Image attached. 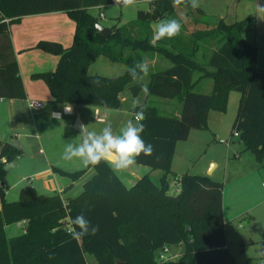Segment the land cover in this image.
<instances>
[{
  "label": "trees",
  "instance_id": "obj_1",
  "mask_svg": "<svg viewBox=\"0 0 264 264\" xmlns=\"http://www.w3.org/2000/svg\"><path fill=\"white\" fill-rule=\"evenodd\" d=\"M139 1L150 3L149 11L138 12L133 25L142 37L115 26L104 38L95 31L98 20L89 10L114 5V0H0V100L26 99L9 26L24 17L64 13L75 25L71 46L39 42L36 49L56 56L58 62L53 72L32 75L44 82L55 104L96 108L106 104L108 109H120V95L127 87L133 97L142 92V83L131 85L137 80L131 79L127 69L151 53L171 66L149 75L147 97L176 100L181 105L178 116L168 117L143 103L142 136L154 150L151 156L137 158L135 164L147 167L149 173L130 188L104 162L75 172L52 167L53 174L71 184L50 196L27 186L17 201L7 202V185L0 186V264H87V256L96 264H234L225 243L223 185L207 176L186 173L178 179L180 192L171 197L167 178L172 174L177 144L186 141L192 131L207 130L209 113L224 112L233 90L240 100L231 134L238 135L242 153H250L259 169L264 168V70L257 69V47L243 39L255 18L232 23L220 19L209 29L192 32L188 46L181 39H164L153 46L151 22L171 18L174 6L172 0ZM186 8L196 25L202 22L195 19L203 16L200 9ZM100 57L124 65L126 71L116 78L89 76L91 64ZM203 80L212 82L209 94L194 91ZM20 154L21 150L0 141V184L5 182L4 167L13 165ZM154 171L162 173L158 184L150 177ZM86 175L90 177L83 182L81 193L66 197ZM63 201L69 203L68 209ZM81 212L90 221L89 229L98 226L99 230L77 241L66 229L69 217ZM21 223L19 235L6 236V227ZM171 247H182V251L171 254ZM164 248L176 257L159 262Z\"/></svg>",
  "mask_w": 264,
  "mask_h": 264
},
{
  "label": "rangeland",
  "instance_id": "obj_2",
  "mask_svg": "<svg viewBox=\"0 0 264 264\" xmlns=\"http://www.w3.org/2000/svg\"><path fill=\"white\" fill-rule=\"evenodd\" d=\"M258 2L264 4V0H258ZM256 3L257 0H200L201 6L198 9L203 12V16H195V19L202 21L197 25L193 22V16L186 7H174V14L169 19L184 15L188 19L187 22L183 23L181 34L170 40L174 42L181 39L178 41L180 43L184 42L188 46L187 43L192 32L209 29L212 21H217L219 17H225L226 22L231 23L253 16L255 18V32H249L245 35V39L247 41H252L253 38L258 39L260 50L257 64L260 69V67H264V21L252 15ZM105 7L102 10H89V14L98 20L99 25L109 29L115 26L127 29L132 36L142 37L133 25H135L134 22L137 19L138 12L145 13L149 11L150 3L148 1H139L135 6L126 9L114 7V5ZM100 14L103 17H100ZM156 23L151 22L150 24L152 33ZM62 30L65 29L62 28ZM73 38L74 35L71 44ZM166 46L169 50L177 52L169 44L164 45V47ZM29 56L21 61V66L25 84L27 87L30 85L27 88V94H30L34 100H30L28 103L26 100H12L16 101L14 111H10V108L6 105L7 101L0 103V141L10 143V145L16 142L23 146L20 156L13 163L14 167L9 170H5L6 166L4 167L5 182L3 184L7 185L4 198L7 202L17 201L20 190L27 186L33 187L38 194L42 195L50 196L59 193L50 175L45 174L48 170L50 172L52 167L67 172L87 168L79 159L65 160L63 158L62 154L65 146L67 144L75 145L73 138H79L77 137L78 133L72 128L67 129L61 119H49V113L52 111L62 113L64 104L48 103L50 93L46 85L43 81L32 78V75H34L32 72L43 67H48L49 70H40V72H53L58 58L53 56L57 61L51 65V59L49 58H52V55L38 53V55ZM143 60L149 62V75L166 70L171 66L167 60L157 54L148 53L144 55ZM125 71L126 67L124 65L114 64L106 58L100 57L91 64L88 75L116 78ZM149 75L144 81L137 80L131 85L147 84ZM129 87L120 95L121 108L108 109L109 115L105 123H110L114 133L117 134L133 115L130 110L136 97L132 96ZM211 88L212 82L203 80L194 91L209 94ZM137 97L142 104L146 102L148 105L155 107L160 115L171 117L178 116L180 113L181 105L176 100L147 97L143 92ZM239 100L240 94L234 90L230 91L226 110L222 113L216 111L209 113L208 129L197 132L192 131L186 141L177 144L171 166L172 174L167 178L168 195L174 197L180 192L178 179L186 173L193 176H207L212 181L221 183L223 185L225 243L233 263L264 264V257L258 255L259 250L264 248V168L258 170L251 168L254 157L250 153H236L239 147H243L238 141V135L231 134ZM32 102L44 104V111L32 110L29 106ZM50 106H55L57 109H49ZM100 109L102 110V108ZM82 110L81 115L75 112L71 117L73 126L78 120L87 124L90 130L96 132H99L105 126L104 123L95 120L93 112L96 109L94 107L93 109L88 107V109ZM217 139L229 142V146L219 144ZM232 153H235L236 157ZM217 164L218 166H216ZM257 167L259 168L258 165ZM148 172L147 167L136 164L127 170L115 171L126 188H130L136 181L131 180V173L136 175L137 179H140ZM89 175L74 183L72 189L66 193V197H77L82 191L83 182L90 177ZM160 176L161 172L159 171L150 175L155 184L159 183ZM58 177L60 180H64L67 186L71 184L68 179ZM19 225L8 226L5 232L6 236L15 237L19 235L23 229ZM169 250L171 254H178L182 251V247H171Z\"/></svg>",
  "mask_w": 264,
  "mask_h": 264
},
{
  "label": "clouds",
  "instance_id": "obj_3",
  "mask_svg": "<svg viewBox=\"0 0 264 264\" xmlns=\"http://www.w3.org/2000/svg\"><path fill=\"white\" fill-rule=\"evenodd\" d=\"M138 2L139 0H114V7L126 9L135 6ZM172 4L174 7H187L190 5L193 10L201 6L200 0H172ZM252 15L264 21V4L259 3L257 0ZM187 19L184 15L179 18L158 21L154 27L150 43L156 46L161 40L173 39L179 36L183 23L187 22ZM149 71L150 65L147 60L138 61L127 69L128 75L133 81L138 79L144 81L149 75ZM93 83L98 84L99 81H94ZM141 91L145 96L150 94L147 84L141 85ZM30 107H35V103L30 105ZM132 108H138L139 110L134 112L132 118L121 127L118 134L114 133L110 123H105L109 115L107 105H103V110L97 108L93 112L94 118L96 121L104 123L105 126L99 132H96L90 130L87 124L80 123L77 135L79 143L75 145L67 144L62 154L63 158L65 160L79 159L86 167H95L104 162L109 164L113 171L119 172L133 166L141 155L151 156L154 150L153 145L146 143L142 136L145 130L143 121L146 119V105L142 104L140 99L136 97L133 100ZM72 112L73 106L64 104L63 113L52 111L49 113V119H62L63 114L70 115ZM62 206L68 209L69 203L63 201ZM89 224L90 221L81 212L75 218L69 217L66 230L73 239L79 241L87 235H95L98 232V226H93L89 229ZM258 255L264 257V248L259 250Z\"/></svg>",
  "mask_w": 264,
  "mask_h": 264
},
{
  "label": "crops",
  "instance_id": "obj_4",
  "mask_svg": "<svg viewBox=\"0 0 264 264\" xmlns=\"http://www.w3.org/2000/svg\"><path fill=\"white\" fill-rule=\"evenodd\" d=\"M105 8L106 7H100V8H94V9L102 10ZM220 19L225 20V17H219L217 19V21ZM236 21H232V22H236ZM62 28H64L65 30H62ZM74 32H75L74 23L64 13H52V14L39 15V16L24 17V18L20 19V21L18 23L12 24L9 26L10 40H11V44L13 47V51L15 53L16 61L18 63L20 76H21V79L23 81V85L25 88V92H26V99L25 100L27 101V103H28V101L32 100L33 98L31 97L30 94H27V92H28L27 88H29L30 85H28V87H27V85L25 84L24 76H23V69L21 66V61H23L24 58L27 59L28 57H30L29 55H38V53H42L45 55V53L43 51L36 49L37 44L39 42H42V41L58 43L63 48H68L69 45L71 44V40H72V36L74 35ZM249 32H251V33L255 32V22H254V25L252 26V28L243 35V39L248 43L254 44L257 47L258 53H259L260 49L258 46V42H259L258 39L253 38L252 41H247L245 39V35H247ZM51 57L52 58H49V59H51L50 63H51V65H53L56 63L57 60L54 59L55 56L53 57V55H52ZM45 59H48V58H45ZM257 59H258V55H257ZM257 69H259L258 64H257ZM40 70H49V68L43 67L42 69H39L38 71H33V72L31 71V72L33 74L43 73V72H40ZM259 70H264V67H260ZM41 88H42V86H41ZM15 102L16 101H7L6 105L10 108V111L15 110V107H16ZM0 103H4L3 100H0ZM48 103L55 104L52 101L51 97H50V100L48 101ZM72 106L76 107V108H73L74 113L72 112V114H70V115L69 114H63L62 119H61V122L63 123V125L67 129H69V128L73 129V125H72L73 120H71V117L73 116V114H75V112H78L81 115V111H83L82 109H88V107L85 108L86 106H77V105H72ZM90 108L93 109V107H90ZM94 108L97 110L96 107H94ZM43 109H44V104H43V108L41 109V112L44 111ZM49 109H57V108L55 106L54 107L50 106ZM102 110H103V108H102ZM108 112H109V110H108ZM194 132H197V131H194ZM189 137H190V134H189ZM73 139H74L75 144L79 143V138L74 137ZM14 143L17 145L16 149L21 150V148L23 146L16 143V142H14ZM242 151H243V147H239V149H237L236 153L242 152ZM243 154H245V153H243ZM232 155H235V153H232ZM235 157H236V155H235ZM237 159H239V158L237 157ZM254 163H255V161L251 165V168L254 170H258L259 168L257 167V165L255 166ZM216 166H218V164ZM155 172L156 171L150 172V175L154 174ZM45 174L50 175V177L54 181V186L59 191V193L62 192L64 190V188L67 186L66 182H64V180H60V178L57 175L53 174L51 170H50V172H49V170L46 171ZM161 175H162V173H161ZM130 178L132 181L137 180L136 175H133V173H131ZM19 226L23 227L24 224L21 223ZM6 228H5V231H6ZM9 238H11V237H9ZM86 262H87V264H96L94 259L89 258L88 256L86 257Z\"/></svg>",
  "mask_w": 264,
  "mask_h": 264
},
{
  "label": "water",
  "instance_id": "obj_5",
  "mask_svg": "<svg viewBox=\"0 0 264 264\" xmlns=\"http://www.w3.org/2000/svg\"><path fill=\"white\" fill-rule=\"evenodd\" d=\"M218 21H212L213 24H217ZM95 31L98 32L99 34H101L104 38H107L110 36L111 34V30L109 28H105V27H102L101 25L99 24H96L95 27H94ZM81 123V121H76V123L74 124L73 126V129L78 133L79 131V128H78V125ZM12 147L14 148H17V145L15 143L11 144ZM14 165H7L5 167V170H9L10 168H13ZM1 187H4L5 184L1 183L0 184ZM118 264H122V263H118Z\"/></svg>",
  "mask_w": 264,
  "mask_h": 264
},
{
  "label": "built area",
  "instance_id": "obj_6",
  "mask_svg": "<svg viewBox=\"0 0 264 264\" xmlns=\"http://www.w3.org/2000/svg\"><path fill=\"white\" fill-rule=\"evenodd\" d=\"M100 17H103V16L100 14ZM33 103H35V107H30L32 110L37 111V110H41L43 108V104L38 103V102H32V103L29 104V106L32 105ZM217 142L219 144H223V145L229 146V142H226V141H223V140H217ZM174 257H176V255L175 256L170 255L168 248H164L159 253V257H158L159 259L158 260H159V262H165V261L170 260V259H172Z\"/></svg>",
  "mask_w": 264,
  "mask_h": 264
}]
</instances>
